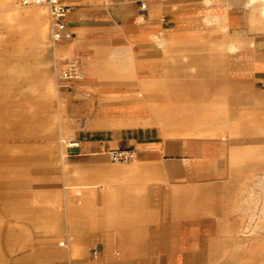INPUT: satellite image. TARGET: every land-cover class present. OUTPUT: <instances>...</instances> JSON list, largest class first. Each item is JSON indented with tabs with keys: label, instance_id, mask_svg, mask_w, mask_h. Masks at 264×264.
Instances as JSON below:
<instances>
[{
	"label": "crops",
	"instance_id": "0c3cea01",
	"mask_svg": "<svg viewBox=\"0 0 264 264\" xmlns=\"http://www.w3.org/2000/svg\"><path fill=\"white\" fill-rule=\"evenodd\" d=\"M59 1L69 7L71 36L54 43L66 57L57 69L75 59L83 73L80 81L59 82L116 101L123 122H139L117 128L116 138L94 129L80 140L90 170L107 164L106 147L133 149L130 170L116 177L117 221L127 237L121 257L138 264H264V204H230L224 190L228 149L249 144L244 134L236 144L233 134L244 133L253 117L264 124V0ZM177 84L183 127L169 129L157 117L167 115L161 101L171 100ZM169 130L183 133L156 134ZM141 168L151 170L134 171ZM213 181L219 202L204 203L196 190ZM172 183L193 202H168ZM257 225L259 234L246 233Z\"/></svg>",
	"mask_w": 264,
	"mask_h": 264
},
{
	"label": "rangeland",
	"instance_id": "374dc122",
	"mask_svg": "<svg viewBox=\"0 0 264 264\" xmlns=\"http://www.w3.org/2000/svg\"><path fill=\"white\" fill-rule=\"evenodd\" d=\"M39 10L47 33L33 45L28 40L30 13ZM50 32L48 7L0 0V264H138L121 257L127 237L116 213L115 189L122 186L116 177L130 170L126 165L135 157L133 149L106 147L107 164L90 170L84 166L80 140L94 129L116 138L117 128L139 122H123L116 114V101L59 82L57 68L66 57L58 53ZM180 86L173 85L177 90L171 92V100L161 101L159 111L167 115L157 120H165L169 129L183 127ZM195 119L187 117L190 123ZM253 119L244 133L233 134L236 144L243 142L239 134L247 136L248 147L228 149L231 163L224 190L230 204H264V124ZM74 142L78 145L72 146ZM231 142L235 143L232 135ZM125 150L133 156L125 160L113 155ZM171 188L168 202H193L183 200V186L172 183ZM220 190L213 181L196 192L211 204L219 202ZM259 230L257 225L246 233Z\"/></svg>",
	"mask_w": 264,
	"mask_h": 264
},
{
	"label": "built area",
	"instance_id": "2783aa9c",
	"mask_svg": "<svg viewBox=\"0 0 264 264\" xmlns=\"http://www.w3.org/2000/svg\"><path fill=\"white\" fill-rule=\"evenodd\" d=\"M21 5H44L48 7L51 17V32L50 37L53 43L59 42L64 38H69L70 33L66 32V17L69 12V7L60 3L59 0H17ZM57 76L60 81L83 79V73L77 60L70 59L65 66L57 71ZM77 146L78 142L71 144ZM114 156H119L121 159L131 158L132 152L129 150L114 152Z\"/></svg>",
	"mask_w": 264,
	"mask_h": 264
},
{
	"label": "bare ground",
	"instance_id": "6f19581e",
	"mask_svg": "<svg viewBox=\"0 0 264 264\" xmlns=\"http://www.w3.org/2000/svg\"><path fill=\"white\" fill-rule=\"evenodd\" d=\"M43 15L44 14H43V12L41 10L34 11V12L30 13V16H31V18L33 20V25L31 27L32 36L28 37V40H30L29 41L30 44H33V45L34 44H39L46 37L47 25H46V22L43 21ZM163 131H164V129H163Z\"/></svg>",
	"mask_w": 264,
	"mask_h": 264
}]
</instances>
